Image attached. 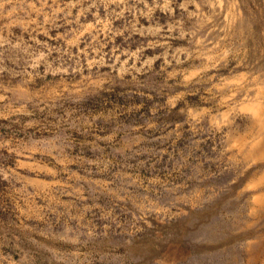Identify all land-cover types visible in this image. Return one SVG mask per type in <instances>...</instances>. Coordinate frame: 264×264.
Here are the masks:
<instances>
[{
  "label": "rangeland",
  "instance_id": "rangeland-1",
  "mask_svg": "<svg viewBox=\"0 0 264 264\" xmlns=\"http://www.w3.org/2000/svg\"><path fill=\"white\" fill-rule=\"evenodd\" d=\"M263 23L264 0H0V264H264L240 144Z\"/></svg>",
  "mask_w": 264,
  "mask_h": 264
},
{
  "label": "bare ground",
  "instance_id": "bare-ground-1",
  "mask_svg": "<svg viewBox=\"0 0 264 264\" xmlns=\"http://www.w3.org/2000/svg\"><path fill=\"white\" fill-rule=\"evenodd\" d=\"M254 1V0H253ZM259 1V0H258ZM221 2V1H220ZM256 2V1H255ZM224 3V2H223ZM257 3V2H256ZM263 4V3H262ZM230 6V5H229ZM222 7V6H221ZM240 7V6H239ZM234 8V7H233ZM243 9V8H242ZM244 10V9H243ZM231 11V10H230ZM229 11V13H230ZM236 11V10H235ZM245 12V11H244ZM242 12V13H244ZM227 13V12H226ZM232 13V12H231ZM241 14V13H240ZM238 16V15H237ZM247 16V15H244ZM233 17V16H232ZM245 19V18H243ZM227 20V19H225ZM238 20V19H237ZM241 21V20H240ZM243 21V20H242ZM245 21V20H244ZM252 21V20H251ZM248 22V21H247ZM246 22V23H247ZM254 24V22H252ZM234 24V23H232ZM264 24V23H263ZM247 25V24H246ZM254 26V25H253ZM252 29V28H251ZM248 30V29H247ZM249 31V30H248ZM254 31V30H253ZM251 33V32H250ZM255 34V33H254ZM250 36V35H249ZM257 37V36H256ZM253 38V37H252ZM262 38V37H261ZM249 40V39H248ZM263 40V39H262ZM263 42V41H262ZM228 51V50H227ZM249 59V58H248ZM260 59V58H259ZM257 60V59H256ZM247 61V60H246ZM262 68V67H261ZM260 69V68H259ZM245 71V70H244ZM248 71V70H247ZM259 72V71H258ZM239 74V73H238ZM244 74V73H243ZM234 76V75H233ZM236 76V75H235ZM252 77V76H251ZM255 78V77H254ZM259 78V77H258ZM257 78V79H258ZM263 78V77H262ZM249 79V78H248ZM253 82V81H251ZM256 82V81H255ZM262 82V81H261ZM263 83V82H262ZM239 86V85H237ZM241 87V86H240ZM259 87V86H258ZM256 91V90H255ZM220 92V91H219ZM247 92V91H246ZM245 93V92H244ZM233 96V95H232ZM250 97V96H249ZM253 98L250 97V102L244 104V109L250 114L252 124L257 125L259 128H264V110L262 105L257 101H252ZM248 142V145H247ZM242 147L247 146L249 153L256 155L258 158H264V135L261 131L252 134V138L250 140H246L245 142L240 143ZM263 168V167H262ZM253 171V170H252ZM228 178V177H227ZM245 179V178H244ZM261 179L264 181V174L261 176ZM228 180V179H227ZM240 182V181H239ZM245 182V181H244ZM240 184V183H238ZM237 184V185H238ZM234 186V185H233ZM240 187V186H239ZM251 192V191H250ZM235 194V193H234ZM252 196V195H251ZM252 198V197H251ZM243 199V198H242ZM256 200L259 202L264 201V192L256 195ZM237 204V203H236ZM264 228V227H263ZM255 232V231H254ZM252 234V233H251ZM240 235V234H239ZM246 254V253H245ZM248 263V262H247Z\"/></svg>",
  "mask_w": 264,
  "mask_h": 264
}]
</instances>
